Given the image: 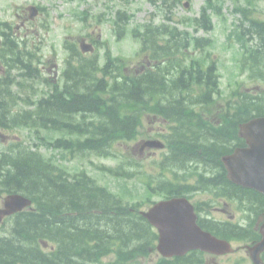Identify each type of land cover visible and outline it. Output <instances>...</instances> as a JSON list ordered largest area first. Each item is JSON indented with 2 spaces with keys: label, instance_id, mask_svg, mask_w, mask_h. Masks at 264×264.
I'll use <instances>...</instances> for the list:
<instances>
[{
  "label": "trees",
  "instance_id": "1",
  "mask_svg": "<svg viewBox=\"0 0 264 264\" xmlns=\"http://www.w3.org/2000/svg\"><path fill=\"white\" fill-rule=\"evenodd\" d=\"M171 1L150 0L153 5L158 6L160 2L169 9L173 5ZM256 1L242 4L235 0V13L241 15L242 22H248L250 28L244 33L235 31L229 40L234 39L240 45L239 73H246L249 80L262 86L264 21L254 17ZM119 17L124 20L128 16L120 14ZM166 19L173 20L171 16ZM196 24L206 31L213 28L206 8ZM155 34L158 36L155 55L152 56V60L158 63L155 76L138 79L135 75H128L122 82L110 83L109 91H106L102 79L87 81L88 87L84 79L79 82L81 90L74 89L75 95L71 99L54 93L29 102L34 108L22 111L15 110L20 105L18 98H10L8 102L0 99V125L27 128L37 134L48 129L64 132L67 136L76 135V140L58 139L49 145L108 158L115 156L112 151L115 142L136 137L144 109L168 117L166 109L169 107L179 109L175 110L179 114H182L180 108L184 107H216L214 94L219 92V80L214 62L208 63L206 71H202L200 61L188 70L178 61L183 56H176L188 51L193 43L203 47L206 42L192 39L169 24L150 26L145 39ZM256 39L258 43L252 47L249 43ZM206 59L213 61L210 55ZM166 74L171 76L169 81ZM155 77L160 84L154 83ZM197 86L199 96L191 98L185 94L193 93V87ZM83 89L86 90L82 92ZM234 98L228 104L226 118L235 129L262 115V92L253 97L247 91L236 89ZM28 101L22 102L26 104ZM231 111H235L234 120ZM184 113L190 116L182 120L187 125L205 123L201 114L193 110ZM79 114L83 115L82 122L75 119ZM190 129L192 127L187 131ZM191 139L177 141L173 146L188 153H195L199 148L206 152L209 148L201 146L196 149ZM5 191H18L29 196L36 210L17 215L8 236L0 237V264H103L102 258L111 257V254H115V260L108 264H131L138 256H147L155 247L156 237L151 226L135 208L121 206L116 195L99 186L86 173L71 174L52 158L46 159L40 152L22 145L0 151V192ZM43 240L55 245L56 251L44 254L40 244Z\"/></svg>",
  "mask_w": 264,
  "mask_h": 264
},
{
  "label": "rangeland",
  "instance_id": "2",
  "mask_svg": "<svg viewBox=\"0 0 264 264\" xmlns=\"http://www.w3.org/2000/svg\"><path fill=\"white\" fill-rule=\"evenodd\" d=\"M186 1L189 2V8L184 7V2ZM252 1L254 0H240L242 4ZM221 2L223 9L222 16L213 15L214 31L208 35H205L202 31L195 34L197 36H208L214 41L215 48H209L208 50H210L209 52H211L212 57L219 63L223 94L231 87L236 88L238 84H241L242 88H254L255 84L250 83L246 74L239 73L238 60L240 59V54L238 44L234 39L228 40L229 34L234 29V24L238 23L239 25L241 21L240 15L233 13L235 0H221ZM36 3L47 10L45 15L40 16L34 24L36 25L34 34H39L37 41L44 44L42 47H44L45 55H48L47 52L53 46L57 50L64 47L65 39L79 41L83 37L91 36L99 39V36H101L99 41L104 40L108 42L113 49L114 55L130 60L131 65L129 67L133 71L137 70L141 64L140 60L137 61L138 58H135L138 44L131 39L130 35L124 41L116 40L113 33L115 15L118 11L128 12L133 17L131 19V27H133L147 23L151 14H159L156 7L148 0H0V20H15V14L20 8L26 10L27 6ZM204 5L205 0H182V3L177 4L173 8L174 18L179 20L185 17H197L200 15L201 8ZM256 5V15L264 19V2L257 0ZM166 10V7H162V12ZM17 21L19 23L18 19ZM154 21L155 24L161 22V16H155ZM188 30L189 32H193L192 28ZM103 52L102 50L101 55ZM195 56L200 57L201 53L197 52ZM148 123L149 120H145V127L143 129H148L151 126ZM4 132L8 134L2 140L6 145L11 142H24L29 145L37 143L36 134L27 129H15ZM56 135L48 132L40 133L41 137L49 136L55 138L57 137ZM137 142L118 144L115 151L119 155V158L117 156L116 158L105 159L94 153H84L77 157L65 156L66 158H62L60 152L45 148H41V152L48 157L54 154L57 163L67 167L72 173H76L83 168L97 182L107 185L112 191L119 193L123 197V194L129 193V190L131 191L130 194L133 195L143 193L139 183L134 179L125 182L120 178L112 177L101 170V168L116 170L129 158L135 160L138 157L145 159L144 161L147 162L148 166H144L145 170L153 171L151 159H148L147 156H140L138 149L136 153L133 152L139 144ZM128 166L131 167L130 169L134 168L131 164Z\"/></svg>",
  "mask_w": 264,
  "mask_h": 264
},
{
  "label": "flooded vegetation",
  "instance_id": "3",
  "mask_svg": "<svg viewBox=\"0 0 264 264\" xmlns=\"http://www.w3.org/2000/svg\"><path fill=\"white\" fill-rule=\"evenodd\" d=\"M39 10L40 8L37 7ZM40 13H42L40 11ZM26 21L21 22V27H12L11 24L0 27V65L4 60L13 62L16 48L23 50L24 57L39 56V60L34 62L38 71L49 73L55 72V79L58 81V66L55 59L45 56L42 49L30 48L26 43L27 31ZM17 44V47H15ZM22 45V48H21ZM0 71L4 73L2 67ZM1 78V77H0ZM2 80H0V84ZM2 91H0V94ZM231 125H226L229 127ZM245 147V142L241 143ZM233 149V148H231ZM213 152L216 153L215 148ZM209 165L196 171L186 183L190 189L186 192V197L194 205L198 213V222L204 229L212 232L222 231L228 236V240L235 248L229 255L215 256L208 253L193 251L186 256L195 258L200 256V263L197 264H253L250 259L249 246H253L262 239L261 227L264 224V194L252 189L233 187L231 182L224 180L226 176L222 169L212 166V161L208 160ZM227 183L224 186L223 183ZM237 213L240 218H237ZM225 216L227 218H225ZM246 234L247 239L241 237ZM264 264V252L261 253ZM193 259V258H192Z\"/></svg>",
  "mask_w": 264,
  "mask_h": 264
},
{
  "label": "water",
  "instance_id": "4",
  "mask_svg": "<svg viewBox=\"0 0 264 264\" xmlns=\"http://www.w3.org/2000/svg\"><path fill=\"white\" fill-rule=\"evenodd\" d=\"M84 50L87 51L86 46ZM240 135L247 140L250 149L240 150L236 155L225 158L229 178L237 184L264 192V117L242 125ZM30 204L28 199L20 195L6 198L5 208L0 210V221L4 216L21 211ZM143 216L159 230L158 249L164 256L183 255L193 249L213 253L232 250L229 243L200 230L193 208L185 200L161 202L148 213H143ZM263 244L264 241L254 250L260 251Z\"/></svg>",
  "mask_w": 264,
  "mask_h": 264
}]
</instances>
